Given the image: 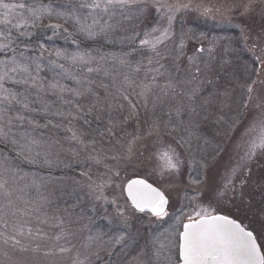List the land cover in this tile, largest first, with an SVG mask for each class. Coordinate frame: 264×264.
Returning a JSON list of instances; mask_svg holds the SVG:
<instances>
[{
	"label": "rangeland",
	"instance_id": "1",
	"mask_svg": "<svg viewBox=\"0 0 264 264\" xmlns=\"http://www.w3.org/2000/svg\"><path fill=\"white\" fill-rule=\"evenodd\" d=\"M3 1L0 0L1 4ZM83 1L89 3L84 6L104 12L103 20L99 19L89 31L86 29L87 33H92L88 37L104 33L107 36L105 42L117 44L107 53L110 57L100 64L109 85L107 89H100L99 94L94 91L102 88L90 79V74L98 75L96 71L91 73L96 69H88V75L83 77L68 75L76 82L72 90L74 96L84 98L81 111L72 104L66 105L65 112H58V119L63 122L53 123L52 127L70 138L60 141L55 136H46L50 139L45 144L46 152L44 156L39 152L45 157L44 163L55 168L90 165L82 178L83 186L75 179L71 182L79 189L80 202L84 200L90 211L91 204L107 207L98 212L105 213L103 219L109 222L108 227L121 232L114 264H178V239L184 222L179 230L172 231L170 227L157 233L159 227L178 216L187 221L216 213L233 218L238 214L241 220L235 219L243 221L244 226L247 224L250 227L247 229L255 233L264 254V147L259 146L260 138L264 136V0H128L123 5L109 4L108 0ZM96 4L99 7L92 6ZM78 14L81 15V11ZM191 22L204 27L202 37L193 33ZM5 23L23 25L14 21L7 11L0 14V26ZM213 28L218 30L217 34L212 33ZM230 31L237 32L235 37L242 41L244 51L258 62L251 91L249 86L240 90L247 95L242 106L233 100L237 87L224 83L199 84L194 75L198 72L194 73L192 63L203 65L202 72L198 73L201 76L207 72V67L216 69L210 66L214 55H221L215 60L216 66L231 62L227 60L231 47L225 43L227 40L234 42ZM134 32L131 40L127 39L130 36L118 37ZM3 37L0 28V39ZM127 40V44L132 42L139 48L138 55L143 52L146 55L136 56L129 50L123 52L121 49L127 47ZM3 47L1 44L0 50ZM84 50L75 49L78 56L85 57L84 61H77L91 68L92 55L89 58ZM187 57H190L188 62ZM28 61L21 56L0 59V136L4 140H23L17 153L25 154L26 161L33 164L31 156L38 153V148L33 146L32 136L15 133V138L9 126L16 121L17 113H22L25 105L30 103L25 104V91L18 94L8 86L11 75L23 72L25 82L28 81L32 89L37 86L33 87ZM117 72L120 75L128 72L130 76L135 73V76L125 82L119 81ZM142 75L150 79L139 91L137 87ZM59 77L62 78V74ZM50 84L46 88L55 85L57 91L43 93L63 95V98L66 93H71L64 92L66 86L62 83ZM164 84L173 91V100L186 105L181 108L172 104L171 117L184 113L176 120L175 129L149 125L161 97H155L157 88L165 89ZM136 91L134 100L122 102L119 99L122 93L129 96ZM94 101L105 104L104 118L103 114L97 115V108L91 105ZM128 106L140 115L119 118V124L112 125V113L124 111ZM84 110V116L97 119L102 127L100 133L91 130V125L81 114ZM10 114L14 116L6 121ZM92 127L95 129V125ZM94 133L96 140L92 137ZM111 164L118 172L108 182L109 190L99 194L93 186L94 181H107L109 171L103 168ZM173 164L175 167L171 166ZM4 171L6 177L9 173V179L0 183V264H91V254L99 253L104 242L99 241V236L91 238L88 220L79 210L51 211L48 207L51 194L31 202L32 207L29 205L27 193L35 187H47L49 183L55 187L58 185L56 177L39 182L38 178L25 173L21 176L8 166ZM247 171H251L250 182L244 178ZM133 177H143L165 192L170 199L166 215L154 217L132 208L125 196L124 185ZM40 201L44 202L43 207L39 206ZM134 241L140 250L134 257L125 259L130 250L126 244Z\"/></svg>",
	"mask_w": 264,
	"mask_h": 264
},
{
	"label": "trees",
	"instance_id": "2",
	"mask_svg": "<svg viewBox=\"0 0 264 264\" xmlns=\"http://www.w3.org/2000/svg\"><path fill=\"white\" fill-rule=\"evenodd\" d=\"M85 3L89 4L87 1L83 0H4L2 4H8L10 7L8 9L0 7V14L3 15V13L7 11L12 15L14 21L23 23L21 26H11L9 23H5L0 26L4 33V37L0 39V45H4L3 49L0 50V59L5 60L12 56H21L28 59L30 64V76H33L32 80L34 81L33 87L37 85L34 89H32L30 83L28 81L25 82L26 74L23 72H16L11 75L8 86H10V88L15 90L18 94L25 91L27 93V98L24 100L25 104H28L29 101L30 103L27 107H24L23 102L20 100V103L22 102L25 109H22V113H17V116H15L16 121L9 125L10 131L14 133L15 138V133L31 135L34 141L33 146L38 148V153L31 156L34 160V163L31 164L26 161L25 154L18 155L17 153L23 140H4L0 136V183H4L7 179H9V173L7 172L8 176L6 177V172H3L5 166H8L13 170V172L18 173L21 176L25 173L30 177H36L39 182H42L43 180L47 181L50 177H56V183H58L60 188H58L57 184L54 187L49 183L47 187H35L34 189H31L28 192L29 194L27 193L29 197V205L32 207L31 202L37 201L40 197H49V194H51V201L48 204L51 211L57 212L59 210H63L66 212H74L79 210L82 216L86 217L88 220V234L91 235V238L94 237L97 239V236H99L101 238L99 241L104 242V245L102 244L103 247L99 249L100 251H98L99 253L95 254V256H93L94 254H91V264H114V258L116 259L115 251L116 249L118 251L120 247L118 245L119 239L122 237H119L121 232L108 227V225H110L109 222H106L103 219L105 217V213L98 212L107 207H100L98 205L93 206L91 204L90 211V207L84 200L80 202L81 195L79 194V189L74 188L71 182L72 179H75L77 180L76 183L78 185L80 184L83 186L84 180L82 178L87 174V171L90 169V165H76L65 169L58 167L55 168L44 163L45 157L43 158L44 151L46 152L47 149L45 148V144L50 142V139L46 138V136H55L54 138H57L60 141H68L70 138V136H66L60 130H55L52 127L53 123L57 124L63 122L58 119V112H65L66 105L71 106L73 104V107L77 106V110H80L83 105L82 103L84 98H77L74 96V92L72 90L75 87L74 84L76 85V82L72 78H69L68 75H70V77H83L89 73L88 69H96L91 73L96 71L98 75L90 74V79L91 82L101 86L102 88H95L94 91L99 94L100 89H107L109 85V79H106L104 76L105 71L103 70V66H100V64L104 63V61L110 57V54L107 55V53L111 48L117 46V44L111 45L105 42L107 36L104 33H99L98 36L95 35L94 37H88L89 34L85 29H88L89 31L92 29V25L94 26L95 23H99V19L103 20L104 18L102 14L104 12L101 10H94L93 8L88 7V5L84 6ZM78 11H81V15L78 14ZM190 27H193V33L195 35H200V37H202L201 34L205 31L204 27L198 25L196 22H191ZM128 29L131 30V27H128ZM215 29L216 28L212 29V33L217 34L216 31L218 30ZM230 32L232 33V36H234L231 37L234 39V42H229L227 40L225 43H228L227 45L231 47V52L230 54L228 53L227 56V60L229 59L231 62L229 61L228 64L225 63L224 66H216L215 60L219 57L221 58V55H214L210 66H213L216 69H208L207 67V72L201 76L198 73L202 72L203 65L201 66L195 64L194 62L192 63L194 65V73L198 72L194 75L199 84L203 83L205 85H211L212 83H224L232 85L233 88L237 87V95L233 100L237 101L239 105L242 106V104L246 101L247 95L240 90L241 88L242 90L243 88L247 89V86L253 84L255 78L257 77L258 62L252 59L249 54L244 51L242 41L235 37L238 35L237 32ZM132 34H135V32L122 34L118 37L130 36L131 38L127 39L131 40L132 36H134ZM129 40H127L125 44H127ZM79 47L85 49L84 51L89 55V58H91L92 55L93 61L91 62V68H89L90 66L88 67V65L82 64L77 60H73L74 56H78L75 49L79 51ZM138 49L139 48H136V46L130 42L127 44V47H122L121 50L123 52L129 50L136 56L146 55L144 52L138 55ZM111 52L114 53L116 51L111 50ZM57 53H60V55H57ZM148 57L149 56H147L146 59ZM190 57L186 58V62H188ZM146 65L148 64L146 63ZM142 67L139 68L142 69ZM60 73L62 74V78L59 77L61 75ZM134 74L130 76L129 73L126 72L123 75H120V72H117L116 76H119V81L124 80L125 82L127 79H133L135 76ZM15 79L17 81H15ZM149 79L150 78L147 75H142L137 89L139 91L142 90V88L149 82ZM52 82L62 83L66 86L64 92L71 93H66L65 98H63V95L43 93V91H57L53 86H50L53 88H46V85H52L50 84ZM168 84H164L166 87L165 89L157 88L158 90L156 91L155 97H161L158 98V102H156L157 106L153 109L151 114L152 122L149 123L151 127L152 124H159V128L166 126L169 129H175V123H177L176 120L181 117L180 115L184 114H177L174 118L171 117L170 110L172 108V104L181 108L186 105L173 100V91H171V88L168 89ZM41 85L45 87H42ZM137 93L138 91H136V94H131L129 96L122 93L120 94L121 98L119 99L122 102L134 100ZM102 95L103 97H108L106 94ZM93 99L94 98L91 95V100ZM91 105H94L97 108V115L103 114L102 109H105L104 103L99 105L94 101L93 103L91 102ZM44 110L47 112H44ZM84 111H82L81 114L85 118V121L89 122L91 125V130L100 133V131H102V127L97 123V119L92 116H88L87 114L84 116V113H86V111ZM77 113L78 115L80 114V112ZM112 114L114 116V119H112V125H117L120 122V120H118L119 118L123 119L129 115L135 117L139 113L128 106L126 110L117 111ZM8 116L9 117L6 118V121L14 116V114H10ZM102 117L104 118V114ZM94 125L95 129L92 127ZM145 125H148L147 122ZM30 131H33L34 133L29 134ZM179 133L185 138L182 130L179 129ZM39 135L44 137L39 138ZM93 135L92 137L96 140L97 135L95 133ZM93 138L92 141L94 140ZM44 140L47 141L44 142ZM98 141H100V139H98ZM87 149H89V152L91 151V148ZM39 151L43 152V156ZM103 170L109 171L107 181L104 183L94 181L95 185L91 184L95 186L99 194L109 190L107 184L113 177H116L118 172V169H113L112 164L107 168H103ZM245 174L244 178L246 181L250 182L251 171H247ZM104 176L106 177L105 172ZM67 181L69 182V186H67ZM61 183L62 185H60ZM39 206L43 207L44 202L40 201ZM234 217L239 219L238 214H235ZM182 222H184V220L179 216L171 219L165 225L159 227L160 230H158L157 233L164 232L167 230L166 228L170 227L172 231L177 229L179 230L181 229L180 226ZM241 222L245 224L243 221ZM246 226L250 228L247 224ZM126 246L127 249L130 250L128 254H126L125 259L134 257L140 250L139 244H136V241L133 243L128 242Z\"/></svg>",
	"mask_w": 264,
	"mask_h": 264
},
{
	"label": "snow or ice",
	"instance_id": "3",
	"mask_svg": "<svg viewBox=\"0 0 264 264\" xmlns=\"http://www.w3.org/2000/svg\"><path fill=\"white\" fill-rule=\"evenodd\" d=\"M113 2L123 5L128 0H108L109 4ZM92 6L99 7V4ZM0 7L8 9L10 5L0 4ZM88 34L92 35L91 32ZM142 43L145 42L142 41ZM77 59L84 61L85 57L83 55L73 57V60ZM249 91H251V86H249ZM259 146L264 147V136L260 138ZM171 166L175 167L174 164ZM135 183L142 182H132V184ZM132 184L128 186L129 196L132 197L136 208L143 211L144 207H151L157 216L167 214L164 211L166 200L163 194L153 190L156 192V199L152 204H142L133 193ZM183 228L184 231L180 234L182 242L179 245L181 264H264V255L259 253L252 233L245 231L227 217H204L199 221L184 224Z\"/></svg>",
	"mask_w": 264,
	"mask_h": 264
},
{
	"label": "water",
	"instance_id": "4",
	"mask_svg": "<svg viewBox=\"0 0 264 264\" xmlns=\"http://www.w3.org/2000/svg\"><path fill=\"white\" fill-rule=\"evenodd\" d=\"M134 181H141L142 183L132 184V182H134ZM129 184H132V191L141 200L142 204H152V202L156 199V192L163 194V197L166 200V203L164 204V211L167 212V210L169 208V204H170L169 197L165 194V192L163 190H161L160 188H158L157 186H155L154 184H152L151 182H149L148 180H146L145 178H142V177L131 178L126 182V184L124 186L125 195L136 211H138L140 213H149L153 216H157L152 211L151 207H144L143 211H140L138 208H136V206L133 204L132 197L129 196V189H128ZM153 190H156V192H154ZM216 216L227 217L229 220L235 221V223L238 224L245 231L251 232L254 239H255V243L257 245L259 253L261 255H264L255 233L253 231L247 229L239 220H237V219H235L229 215L217 213V214H213V215H209V216H202V217H199L198 219H194V220H189V221H186L184 224H187V223H190L193 221H199V220L203 219L204 217H216ZM183 231H184V228L182 229V232ZM181 242H182V240H181V236H180V243ZM179 257H180V250H179ZM179 264H181V257H180Z\"/></svg>",
	"mask_w": 264,
	"mask_h": 264
}]
</instances>
